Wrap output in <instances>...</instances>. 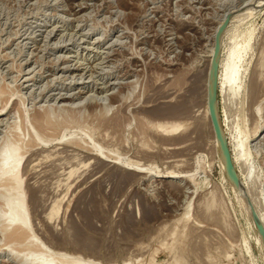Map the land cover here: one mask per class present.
<instances>
[{
	"label": "rangeland",
	"instance_id": "rangeland-1",
	"mask_svg": "<svg viewBox=\"0 0 264 264\" xmlns=\"http://www.w3.org/2000/svg\"><path fill=\"white\" fill-rule=\"evenodd\" d=\"M261 1L0 0V106L10 97L0 115V123L4 121L0 124V161L3 143L10 136L25 140L24 147L33 144L20 160V166L25 162L26 167L22 190L35 239L31 249L39 245L62 251L84 247L98 254L90 258L95 264H106L110 257L122 264L132 256L138 257L135 264H264L256 229L226 174L203 112L213 35L228 15L220 39L215 96L222 131L228 140H239L247 134L246 128L263 119ZM246 32L251 33V40L230 87L222 74L224 65L228 62L232 71L229 50ZM228 88L235 94L228 92L225 101L221 94ZM187 105L196 110L194 117L202 128L197 135L191 134L197 143L194 139L183 142L189 147L196 144L186 151L193 154L189 159L186 145H169L154 130L162 116L185 110ZM256 106L261 108L258 113ZM16 108L24 110L25 116L19 117ZM46 110L54 129L46 128L45 134L56 136L48 143L31 124L36 114ZM193 122L190 119L187 124L194 127L197 122ZM262 128L250 145L255 156H251L249 171L250 190L264 202ZM80 145L123 160L153 164L156 170L184 168V158L186 166L190 161L192 166L200 156L207 161L209 181L199 195L189 198L180 180L174 183L155 177L153 170L135 173L106 165L85 154ZM1 182L0 209L6 192ZM58 200V213L47 219ZM188 203L185 218L174 222ZM3 224L0 219V264H19L26 254L20 253L17 259L14 250L22 240L13 242L11 251L6 244L9 230H3ZM153 251L155 260L151 259ZM40 256L48 258L47 253Z\"/></svg>",
	"mask_w": 264,
	"mask_h": 264
},
{
	"label": "bare ground",
	"instance_id": "bare-ground-1",
	"mask_svg": "<svg viewBox=\"0 0 264 264\" xmlns=\"http://www.w3.org/2000/svg\"><path fill=\"white\" fill-rule=\"evenodd\" d=\"M259 6L264 7V0L261 1V3H260ZM226 17H227V19H226L225 23H223V25L221 27L220 34H219V48H218V53H217L216 61H218L219 53H220V39H221V35H222L221 33H222V31H224V29L226 28V26L228 25L229 20H230V16L227 15ZM220 21H222V19ZM251 36L252 35H251L250 32H246L245 34H241L240 38L237 40L236 43H234L231 46V48L229 50V57H231V59H233V61H232L233 63H231L232 64V66H231L232 71L229 72L230 67L228 65V62H226L225 65H224L225 68L223 67L225 69V73H222V74H225V79L228 80V82H229L228 84H230L229 85L230 87H231L232 81L235 78V75H236V72H237V65H238V63L241 60V55H242L243 49H245L249 45L250 40H251ZM208 50H210V48H208ZM221 52H222V50H221ZM210 53L211 52H209V54ZM96 54H97V52H96ZM206 57H207V55H206ZM208 66H209V64H208ZM208 68L209 69L206 71L207 72V75H206L207 79H205V81L207 80V84H205V88L206 89L204 91L205 92V96H204L205 100H204V109H203V112H204V116L208 120V124H209V127L211 129V134H212V137L214 139L213 141L215 142V145L218 144L219 151H221L220 145H219L218 140L216 138L214 126H213V123H212L211 118H210V115H209L208 99H209V90L211 88V82H212L211 81V65ZM222 74H221V76H222ZM218 75L219 74L217 73V69H216L215 84L217 82V76ZM223 77H224V75H223ZM250 87H251V89H253L252 86H250ZM228 92H230L231 94H235V91H233L231 88H228L225 91H222V94L221 95L223 96V99L225 101L228 98V94H229ZM78 95H80V94H78ZM215 96H216V92H215ZM69 97H70V95H69ZM71 97H73V96L71 95ZM9 98H7V99L9 100ZM7 99L0 106V115H2V113H4V110H6L5 108L7 107V104H8V100ZM242 102H244V101L242 100ZM184 108L182 107V109H184ZM16 110L19 113V117L25 116L24 115V110L21 111L20 109H17V108H16ZM16 110H15V114H16ZM255 110L258 113L261 110V108L260 107H257V108H255ZM195 111L196 110H193V108L192 109L191 108H188V105H187V109L185 108V110H182V111L180 110V111H178L176 113H174V111H173V113H171V114H166V115L162 116V121H160L158 123L156 122L154 124L155 133L158 134V135L160 134L162 139L168 140L169 145L170 144H179L180 145V143H181L182 144L181 146L183 147V145H186V144H183V142L185 143V142H188L187 140H193V139H194L193 142L197 143L195 141L196 137L195 138H192L195 135L192 136L191 134L198 133L202 128L199 127V124H198L199 121L197 122V119L194 117L196 115V112ZM215 112H216V98H215ZM20 113H22L23 115H21ZM42 113L43 112H41L40 114H36V115L34 114L35 115L34 119H33V117H31V119H33V121L31 122V124L34 127L35 132H37V133H39V135H41L40 136L41 137V140L43 142H47L48 143L50 141H53L56 138L55 133L53 135L45 134L46 128H49V129L51 128L52 129V127H53V129H54V123H53L54 121L52 122L51 121L52 119L50 120V118H49V116L47 114V110H46V112L44 111V114H42ZM216 115H217V119H218V122H219V125H220V128H221L222 123L219 121L220 119L218 117L217 112H216ZM6 117H7V113H6ZM262 118L263 119L260 122H258L257 124H255L253 126V128H246L248 130V131L246 130L247 134H245L243 136L241 135V137H239L240 138L239 140H228V136L225 137L226 134H225L224 130L222 131L223 127L221 128V133H222V136H223V138L225 140V144L227 146V150H228L229 156L231 158V161L233 163V167H234L235 173L237 175V183L234 184V185H235V187L237 189V192L239 193L238 195H240L242 204H243L245 210L247 211V213L249 214L251 220H252L251 211L253 210L256 213V215L258 217V220L260 221V224L263 227V232H264V205H263L264 202L261 201L262 199L259 196L256 195V197H255L253 195L254 191L252 192L250 190V188L253 187L252 186V184H253L252 179L253 178L251 177V174H250V171H249L250 166H251V162H252L251 156H253V157L255 156L254 155V152H251L250 145L253 144L254 141L256 139H258L260 137V134L263 132L261 129H263L262 127L264 125V117H262ZM190 119L193 120L194 122L195 121L197 122V123L195 122L196 124L193 122V124H195L194 127H191L190 125L187 124V121L190 120ZM3 122L1 121V123H3ZM48 132H50V131H48ZM29 136H30V134H29ZM59 136H61V135H59ZM37 137H38V135H37ZM63 137H65V136L62 135V138ZM9 138L7 139V141L10 140V142L8 144H7V141L6 140H5L6 142H4L5 144L3 143V146H4L3 148L5 149L4 150L5 152H4V155L2 156L1 161H0V182H1V180H3L5 184L3 182H1V183H2V185L4 184V187H6L5 188L6 189V192L4 193V197H3L4 203H3L2 208L0 209V219H1V222L4 223L2 229L3 230H9L8 231V234L6 236V237H9V242L6 243V244L8 245L9 249H11V251L14 250V247H15V245H13L14 247L12 248V246H11L12 243L15 242V241H18V240H22V241H20L22 246L19 245L20 242H18V244H17V245H19L18 248L21 246L22 249L20 247L19 248L20 250H19L17 247H15L16 250H14V251H17V253L15 255L16 258L18 259L20 253H22V252H25L26 256L29 255V258H26V256H25V258L19 259V261H18V262H20L19 264H30V263L31 264H93L94 262L91 263L90 262V258L96 259L98 254L96 253L97 254L96 255L94 253V251H90L89 252L86 249L85 250L82 249L84 247H81V248H73L72 247L70 250L68 249V250H64V251H62L63 249L60 248L59 246H58L59 248H56L57 246L56 247L54 246L55 247L54 248L55 250H49L46 247H45L46 248L45 249L42 245H39V247L36 248V249H31L30 248V245L33 244V240H35V239H34L33 231H32V229L30 227V224H29V215H28V210H27V206H26L25 195H24L23 190H22V182H23V179H24L23 173L25 172L24 170H26V167H25V162H23V164L20 166V160L23 157V155L26 153V151H28L30 148H33L32 147L33 144L31 145V143L29 142L30 145L28 144L27 146L24 147L23 143L27 144L26 142H24L25 140L24 141H22V139L21 140L20 139L17 140L16 138H18V137H15V139H13V137H12V139H11V136ZM62 138H61V140H62ZM1 139H2V137H1ZM33 139L34 138H32V136L29 138V140H33ZM226 139H227L228 142L226 141ZM71 140H66V141L67 142L69 141L71 143ZM169 141H171V143ZM72 145H74V143ZM77 145H79V144H77ZM189 145L190 144L186 145V147H183L184 148V153L187 150H190L191 149L190 147L193 146L192 148H194L196 146V144H194L195 146L191 144L192 146H190V147H189ZM29 146H30V148H29ZM81 146L82 145L79 146L80 147L79 149H81ZM23 147H24V149L27 147L26 150H22ZM167 148H169V147H167ZM179 148L180 147H177L176 149L179 150ZM181 148H180V150H181ZM199 148H201V147H199ZM199 148H198L197 151H199ZM81 150L85 151V154L87 153L88 156H93L94 158L99 159L100 162L103 161L104 164H106V165H108V164L110 165L111 164V165L117 166V167H119V168H121L123 170H131V171H133L135 173H145L146 174L149 171L151 172L153 170V171H156L155 177L166 178V180L172 181L174 183H175V181L180 180V183L181 182H184L185 188L188 189L187 191H184V192H186L187 194H189V198H191V196L192 195H195V194L199 195L201 193L200 192L201 187L204 186L209 181V177H208L209 172H207V169L205 167L206 164H207V161H204V159L202 160L200 156H198V157L196 156V162L194 164L192 163L193 164L192 166L190 165L191 161L189 162V165L190 166L189 165L186 166V163H188L186 159L188 157L190 158V154H192V153H190V154H188V153L191 152V151H189L188 153L186 152L187 158H184L185 161H186V163L183 160L184 161V165L182 163L183 161L181 162L182 164H180V165H183L184 168H182V167L181 168H174L173 167L174 169L172 168V169H168V170H156L155 169L156 167H154L153 164H145L143 162L141 163L139 161H134V160H130V159L129 160L128 159L127 160H123V159H121L118 156L115 157V155L114 156H112V155L109 156L108 154H105L106 152H104L103 150H100V149H98V151L100 150V152H98V153L97 152H94L92 148L87 147V146L85 148H82ZM174 150H175V148H174ZM193 150H195V149H193ZM30 151H31V149H30ZM197 151H195L194 153H196ZM199 154H201L200 151H199V153H197V155H199ZM220 154H221V157L223 159V153H222V151L220 152ZM179 155L180 156L181 155L183 156L184 154L182 152V154H179ZM99 156L102 157L103 160L100 159ZM192 156H193V154H192ZM33 159H35V158H33ZM25 161L28 164L29 161H27V160H25ZM223 163H224V159H223ZM180 165H179V167H180ZM26 166H28V165H26ZM224 167H225V165H224ZM47 171H49V170H47ZM42 172H45V171H42ZM72 175H73V172H72ZM70 177H71V175H70ZM142 177H144V176H142ZM0 186H1V184H0ZM210 187H212V183H211V186ZM243 187L246 188V189L245 188L244 189L248 193L243 189ZM206 189H207V187H206ZM181 190H183V189H181ZM181 192H183V191H181ZM183 195L184 194H182V197H183ZM202 197H203V195H202ZM184 198H186V197H184ZM59 204H60V200L54 202V204L51 207L50 212L48 213V215H46L47 216V219H51V218L55 217V215L58 213V210H59ZM189 205L190 204L188 203L184 207L183 213H180L175 218V221L174 222L182 221L185 218V215H187L188 210H189ZM252 222H253V220H252ZM256 232H257V230H256ZM5 233H7V232H5ZM5 233H3V234L5 235ZM257 235H258L259 248H260V250L263 251L264 250V242L262 240V237H261L260 233L257 232ZM77 243H79V242H77ZM13 244H15V243H13ZM79 245L81 246V244H79ZM8 247H6V248H8ZM23 247H25V248H23ZM136 250L138 252L137 251H135V252L141 253V255L144 253L141 249H136ZM83 251L84 252H88V253H83ZM81 252H82L83 257H81V254H80ZM154 252L155 251L151 252V259L152 260H155L153 258L154 257L153 256L154 255ZM45 253L48 254V258H40V257H44V256H40V255L41 254H45ZM133 255H135V254H133ZM134 257L136 259L138 258L137 256H134ZM99 258H102V257H99ZM135 258H133V256H132V258L131 257L130 258H127V259L125 258L124 260H122V264H135L134 263ZM108 259L109 260L111 259V261L108 260V262H107L106 261L107 259L104 260V261H106L105 262L106 264H118L117 261H112V260H114V259H112V257H110ZM137 264H139V262Z\"/></svg>",
	"mask_w": 264,
	"mask_h": 264
},
{
	"label": "water",
	"instance_id": "water-1",
	"mask_svg": "<svg viewBox=\"0 0 264 264\" xmlns=\"http://www.w3.org/2000/svg\"><path fill=\"white\" fill-rule=\"evenodd\" d=\"M227 17L223 20L221 24L218 25L216 28L214 35H213V50L211 54V88L209 90V99H208V107H209V115L211 118V121L214 126L216 138L218 140V143L220 145L221 151L223 153V159L225 163V171L227 176L230 178V180L236 184L237 183V175L235 173L233 163L231 161V158L229 156L227 146L225 144V140L222 136L221 133V128L217 119V115L215 112V92H216V84H215V76H216V69H217V53H218V48H219V34L221 31V27L223 23H225ZM251 217L253 220V225L255 229L257 230L258 233H260L262 240L264 242V232H263V227L260 224V221L258 220V217L256 213L252 210L251 211Z\"/></svg>",
	"mask_w": 264,
	"mask_h": 264
}]
</instances>
